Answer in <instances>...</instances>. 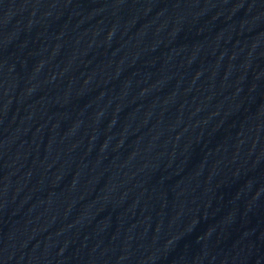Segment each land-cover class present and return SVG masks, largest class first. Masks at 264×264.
<instances>
[{"label":"water","instance_id":"water-1","mask_svg":"<svg viewBox=\"0 0 264 264\" xmlns=\"http://www.w3.org/2000/svg\"><path fill=\"white\" fill-rule=\"evenodd\" d=\"M0 264H264V0H0Z\"/></svg>","mask_w":264,"mask_h":264}]
</instances>
